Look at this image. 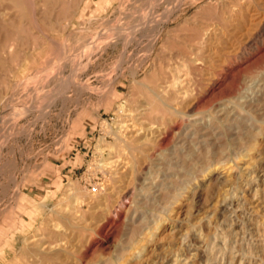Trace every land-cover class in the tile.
I'll return each mask as SVG.
<instances>
[{
  "label": "rangeland",
  "instance_id": "1",
  "mask_svg": "<svg viewBox=\"0 0 264 264\" xmlns=\"http://www.w3.org/2000/svg\"><path fill=\"white\" fill-rule=\"evenodd\" d=\"M198 52L130 159L133 79ZM0 121V264H264V0H0Z\"/></svg>",
  "mask_w": 264,
  "mask_h": 264
},
{
  "label": "bare ground",
  "instance_id": "2",
  "mask_svg": "<svg viewBox=\"0 0 264 264\" xmlns=\"http://www.w3.org/2000/svg\"><path fill=\"white\" fill-rule=\"evenodd\" d=\"M171 18L172 17H166V20L163 19L164 21H162L158 25H155V30H157V32L153 36L154 43L156 41H158V39L161 36V32H162V29H163L164 25L167 24L169 21H171L172 20ZM111 33H113V32H111ZM202 45H204V43H202ZM87 51L88 50H85V52H87ZM203 60H205V59L203 57L202 52L193 53L189 57L186 56V58L182 59L180 63H177L174 66L173 65L168 66L167 70L165 71V73L163 72L161 74V77L155 82V84L153 86H149L144 81H138L136 78L133 79V82L131 84V89L134 90L136 87L137 88L139 87L141 89H144L145 92H143V94L141 96V99L138 100V102L133 103V104L132 103L131 104L130 103H126V102L122 103L121 105H119L118 110L116 111L121 117H123L124 127H126V128L129 127L134 132L133 137L130 140L126 141V143H125V147H126V150L128 151V155H129L130 159L134 158V153L139 151L140 149H142V146L145 144V142H147V140H149L148 138H147V140L145 139L146 141L145 140L141 141L139 139V137H141V135L144 134V131L146 130V128L147 129L149 127L153 128L152 127L153 123L150 122L148 117L153 116V114H158V115L161 114L160 119H157V120L158 121H164L168 116H171V118H172V116H180V117L182 115L185 116V113H183L181 111L182 110L181 106H183V104L188 100V97H190L189 96V90H190L189 89V86H190L189 83L191 82V78H190L191 74L190 73H191L192 67L193 66H195V67L201 66ZM161 65H163V64H161ZM134 73H136V72H134ZM135 75L133 74V78H134ZM191 88H192V86H191ZM60 95H61V93H60ZM59 98H61V96ZM179 120H180V118H179ZM175 121H176V119H175ZM0 124H1V121H0ZM158 135H160V134H158ZM161 138H159V139H161ZM159 141H158V143H159ZM100 150L104 151L105 148L101 147ZM150 156H151V154H150ZM101 164H102L103 167L111 166L113 168V167L116 166V167H121L124 170L128 169V164L123 163L122 160L119 161V159H118V161H114V162L112 161L111 163L110 162L109 163H106V162L103 163L102 162ZM123 194L126 195L127 191H125V193H123ZM74 198L76 199V188L70 186L66 190V192H65L64 196L61 198V200H59L60 201L59 206H63L67 201L72 200ZM57 211H59V210H57ZM64 212H66V211L64 210ZM76 212L69 210V213L67 214L68 218H70V219L74 218ZM77 216H78V214H77ZM64 219H66V218H64ZM69 223L71 224V222H69ZM81 228H83V227H81ZM59 229H60V227H59ZM72 229H74V228H72ZM61 244L60 245H56V246L53 243L36 244L35 246L37 248V254L35 255V258H37L41 253H50L53 250L54 251L55 250H59V248H61L60 247ZM64 244H65V242H64ZM62 251L64 252V250H62ZM57 254H59V253H57ZM11 260H13V259H11ZM45 260H47V259H45ZM13 264H21V263L18 262V263H13Z\"/></svg>",
  "mask_w": 264,
  "mask_h": 264
}]
</instances>
